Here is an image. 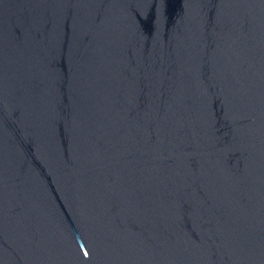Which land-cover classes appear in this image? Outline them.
Instances as JSON below:
<instances>
[{"label": "water", "instance_id": "water-1", "mask_svg": "<svg viewBox=\"0 0 264 264\" xmlns=\"http://www.w3.org/2000/svg\"><path fill=\"white\" fill-rule=\"evenodd\" d=\"M0 264H264V0H0Z\"/></svg>", "mask_w": 264, "mask_h": 264}]
</instances>
